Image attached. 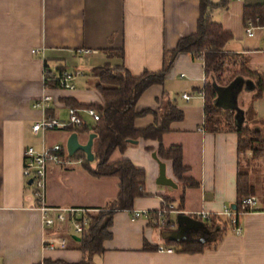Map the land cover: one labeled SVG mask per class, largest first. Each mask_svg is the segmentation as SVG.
<instances>
[{
    "label": "crops",
    "instance_id": "0c3cea01",
    "mask_svg": "<svg viewBox=\"0 0 264 264\" xmlns=\"http://www.w3.org/2000/svg\"><path fill=\"white\" fill-rule=\"evenodd\" d=\"M257 5H264V0H228L226 9L211 12L212 20L232 36L224 51L238 55L245 68L263 80L258 99H254L255 82L248 76L221 82L216 86L215 106L229 112L237 127L258 130L264 138V30L255 29L247 37L243 26L244 8ZM199 15L198 0H0V264H77L83 259L71 241V226L43 227L22 176L25 149L40 152L59 145L68 154L66 142L72 134L63 130L33 134L31 127L43 117L33 108L34 102L45 94L52 96L55 104L48 113L62 123L68 119L67 101L80 106L85 132L76 134L79 143L86 144L96 123L83 111L102 104L93 71L108 65L123 66L132 77L161 72L165 57L171 56L178 42L196 33ZM59 68L75 76L73 90L44 87V73L56 76ZM206 81L201 61L188 53L178 54L163 84L147 88L135 104V112L152 113L133 123L138 131L160 126L153 113L165 94L183 118L168 125L161 144L181 147L187 168L184 177L198 187L183 189L171 162L157 156L155 140L139 139L123 151H114L111 163L128 160L145 172L143 195L135 199L132 211H172L162 227L144 218L132 220L129 211L114 212L111 239L103 242V252L91 264H264V158L240 153L237 133L209 129L201 94ZM218 91H223L221 96ZM159 163L173 186L159 183ZM239 173L248 175L258 200L255 210L239 219L241 235L227 226L215 247L198 254L178 252L176 242L213 240L207 218L201 216H217L225 223L220 214L235 206ZM118 192L116 178H94L79 162L47 167L48 207L104 210ZM61 239L67 241L64 250L46 248L51 240ZM159 247L172 252H160Z\"/></svg>",
    "mask_w": 264,
    "mask_h": 264
},
{
    "label": "trees",
    "instance_id": "16d2710c",
    "mask_svg": "<svg viewBox=\"0 0 264 264\" xmlns=\"http://www.w3.org/2000/svg\"><path fill=\"white\" fill-rule=\"evenodd\" d=\"M200 15L195 34L181 39L176 49L169 58L165 57L163 69L159 73H145L140 77H132L123 66H104L93 71L95 90L102 99V104L86 106L92 108L99 115L93 134L95 138V167L91 168L82 153L68 157L69 161L80 162L81 167L94 178H116L119 181V192L115 200L110 202L105 211L91 215L88 227L82 233L79 241L71 240L76 248L82 253L83 259L77 264H91V259L103 252L102 244L111 239L109 232L112 226V215L117 211L133 210L135 199L143 195L145 172L133 166L128 160H119L111 163L110 158L114 151H123L129 141L155 140L159 143L157 156L163 161H170L174 177L183 184V189L198 187V184L185 178L187 168L182 163V149L179 146L164 148L161 144L163 134L168 132V125L183 118L181 111L177 110L169 102L164 94L155 117L160 119L161 125L154 124L143 131L134 128V120L150 111L137 113L135 104L141 94L152 85H162L165 75L180 53H188L193 59L201 61L204 66L207 81L201 91L205 102V120L212 132L228 131L238 135V151L240 153L251 152L256 155L264 148V138L258 130L248 127H237L233 116L215 106L216 86L224 82V75H230L227 82L236 76H248L255 82L254 99H258L263 92V80L250 73L241 59L238 72L226 69V65L239 59L238 55L228 54L224 51L225 46L231 41L230 33L225 32L219 23L211 18L214 8L226 9L228 0H220L212 4L210 0H198ZM264 28V5L247 6L243 10V26L248 25ZM240 60V59H239ZM228 66V65H227ZM64 70L59 68L58 75ZM236 74V75H234ZM49 76V75H48ZM45 88L59 89L57 82L44 83ZM69 108L77 109L72 101H67ZM85 132L84 128H78L72 133ZM253 187L246 173H239L236 185L235 211H240L242 199L253 196ZM183 203V197L180 198ZM209 230L213 234V240L206 242H176L178 252L185 254H198L205 249L216 246L224 235V230L229 226L228 222H222L217 216H209L207 219ZM231 227V226H230ZM232 228V227H231ZM45 264H66L63 262H49Z\"/></svg>",
    "mask_w": 264,
    "mask_h": 264
},
{
    "label": "built area",
    "instance_id": "2783aa9c",
    "mask_svg": "<svg viewBox=\"0 0 264 264\" xmlns=\"http://www.w3.org/2000/svg\"><path fill=\"white\" fill-rule=\"evenodd\" d=\"M255 29H263L260 27H254L248 25L245 27V35L251 37L254 34ZM75 76L71 73L63 71L60 76H48L45 72L42 82L54 81L57 82L60 90H73ZM183 99L189 100V96L183 95ZM55 104V100L50 95H43L40 99L36 100L33 104L35 110H40L43 113L42 119L31 127L33 134L42 133L51 130H63L73 132L78 128L84 126L83 119L80 116V111L70 108L68 110V119L62 123L55 119L48 112ZM87 116L92 118L93 122L99 121V115L93 109H86L83 111ZM65 149L62 146L55 145L50 148H45L38 152L32 148H27L23 151V169L22 176L26 182L31 181L28 188L31 191V195L35 200V208L40 212V219L43 227L47 229L58 228L61 226H71L73 229V237L80 238L84 230L88 227L91 221V215L97 214L105 210H91L84 208H57L48 207L46 205V173L47 167L52 166H66L70 163ZM80 163V162H79ZM258 204V200L255 196H249L241 200L240 211L236 212L235 209L225 208L220 214V217L228 222L232 227L233 233L236 236L241 235V227L239 225V219L241 216L255 210ZM172 211V208H162L155 213L149 212H130L132 220H138L141 218L150 220L154 226L162 227L166 225L167 214ZM203 218H208L206 214H202ZM67 241L61 239L59 242L51 240L47 244L48 250H64L66 248ZM160 252L171 253L169 249L159 247Z\"/></svg>",
    "mask_w": 264,
    "mask_h": 264
},
{
    "label": "water",
    "instance_id": "95a60500",
    "mask_svg": "<svg viewBox=\"0 0 264 264\" xmlns=\"http://www.w3.org/2000/svg\"><path fill=\"white\" fill-rule=\"evenodd\" d=\"M219 96L223 93V91H218ZM96 138L95 134H90L88 141L86 144H81L78 141V135L76 133L70 134V136L67 139L66 142V150L69 155V157H73L77 153H82L85 155L86 161L89 163L94 162V155L92 153V145L93 140ZM129 143L133 144L135 141H129ZM153 158L156 159V156L153 155ZM160 167V180L159 183L163 185H169L173 186L172 182L170 180H167L165 178V166L164 164L159 163ZM31 184V181L28 182V185ZM235 209V207H233ZM74 240L79 241V238L73 237Z\"/></svg>",
    "mask_w": 264,
    "mask_h": 264
},
{
    "label": "rangeland",
    "instance_id": "374dc122",
    "mask_svg": "<svg viewBox=\"0 0 264 264\" xmlns=\"http://www.w3.org/2000/svg\"><path fill=\"white\" fill-rule=\"evenodd\" d=\"M240 61L241 60H235V61H232L231 63L227 64L226 65V69H229V70H232L233 72H238V67H239V64H240ZM236 75V74H234ZM230 78V75H224V82H227ZM66 112L63 113V119H66ZM68 118V116H67ZM85 121L88 123V124H91L89 119L85 118ZM251 130H254V129H251ZM64 133H62L63 135ZM263 136V135H262ZM255 159H258V158H264V148L261 149V151H259L256 155H252ZM90 165H93V163H91Z\"/></svg>",
    "mask_w": 264,
    "mask_h": 264
}]
</instances>
